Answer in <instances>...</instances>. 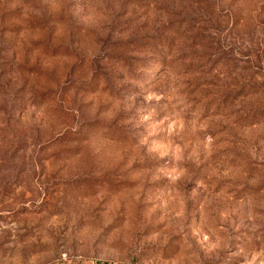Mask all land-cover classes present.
I'll return each instance as SVG.
<instances>
[{
	"label": "rangeland",
	"instance_id": "1",
	"mask_svg": "<svg viewBox=\"0 0 264 264\" xmlns=\"http://www.w3.org/2000/svg\"><path fill=\"white\" fill-rule=\"evenodd\" d=\"M264 264V0H0V264Z\"/></svg>",
	"mask_w": 264,
	"mask_h": 264
},
{
	"label": "trees",
	"instance_id": "2",
	"mask_svg": "<svg viewBox=\"0 0 264 264\" xmlns=\"http://www.w3.org/2000/svg\"><path fill=\"white\" fill-rule=\"evenodd\" d=\"M105 264H107V263H105Z\"/></svg>",
	"mask_w": 264,
	"mask_h": 264
}]
</instances>
